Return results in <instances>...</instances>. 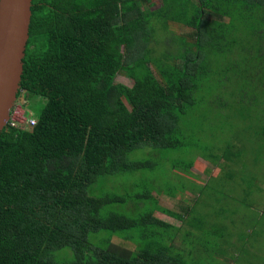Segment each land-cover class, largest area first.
Segmentation results:
<instances>
[{"label":"trees","instance_id":"obj_1","mask_svg":"<svg viewBox=\"0 0 264 264\" xmlns=\"http://www.w3.org/2000/svg\"><path fill=\"white\" fill-rule=\"evenodd\" d=\"M159 2L31 0L17 98L37 101L0 132V264L206 263V210L224 220L225 198L199 192L239 127L264 152V0ZM208 114L222 147L197 136Z\"/></svg>","mask_w":264,"mask_h":264},{"label":"rangeland","instance_id":"obj_2","mask_svg":"<svg viewBox=\"0 0 264 264\" xmlns=\"http://www.w3.org/2000/svg\"><path fill=\"white\" fill-rule=\"evenodd\" d=\"M149 4L154 8L160 2L159 0H149ZM116 80L128 85L131 83L123 75H117ZM36 101L37 99L26 101L20 96L16 99L12 109L18 108L26 116V110L32 111L31 108ZM12 109L11 111H13ZM220 121L218 117L210 114L207 115V120L204 121L205 134H197L201 138L202 144L211 143L218 147L226 144L224 140L229 135L231 136L230 131H228L229 129L227 127L225 129V134L227 135L220 133L219 130H213L216 122L219 123ZM237 131V135L242 138V143L231 147L229 149L230 153L227 156L224 155V158L228 162H231L230 167L223 168L199 192L201 194V206H208L214 203V195L216 194L225 198L222 202H219V204H225L226 213L220 214L221 217L225 218L224 220L216 215L215 212L218 210L212 209L211 212L210 208L206 210L207 222L205 227L214 231L211 234V239H214L217 244H211V248L201 245L200 255L201 259L206 262L205 264H240V262L245 264L244 259H246L245 261L248 264H264V152H257V149H255L256 140L253 137L252 131L245 133L246 128L243 127H239ZM238 149L242 151L240 154H237ZM175 153L176 151L170 152L166 160L163 158L158 162L159 169L155 172L157 179L159 178L158 180H163L162 182L166 180L165 173L163 174L166 169L165 162L170 163L177 156ZM132 156L145 157L147 154L143 151H135ZM199 159L202 160L200 157ZM205 165L211 167L209 162H205ZM202 176L205 177L204 174ZM128 179V176H122L120 182L125 185L128 183ZM153 194L158 198L161 205L168 208H174L173 205L177 202L176 199L166 194H159L155 191H153ZM185 196L189 198L192 195L188 192ZM155 214L170 219L159 212H155ZM170 221L174 224L182 225L188 230L192 229L186 223H182L179 220L170 219ZM216 228L218 232H215ZM226 229H228L229 233L232 232V234L227 236L229 241L222 242L221 240L224 239L218 238V235L222 230L226 231ZM217 247L220 252L223 251L224 253L219 255L221 258L217 257L218 253L214 252ZM242 248H244V252L240 254L239 251Z\"/></svg>","mask_w":264,"mask_h":264},{"label":"water","instance_id":"obj_3","mask_svg":"<svg viewBox=\"0 0 264 264\" xmlns=\"http://www.w3.org/2000/svg\"><path fill=\"white\" fill-rule=\"evenodd\" d=\"M31 0H0V132L17 99L28 39Z\"/></svg>","mask_w":264,"mask_h":264},{"label":"built area","instance_id":"obj_4","mask_svg":"<svg viewBox=\"0 0 264 264\" xmlns=\"http://www.w3.org/2000/svg\"><path fill=\"white\" fill-rule=\"evenodd\" d=\"M12 110L13 111H10V118L8 120L10 125H14L17 122H19V123H24V122L33 123V119L26 118V116H24L23 112L19 111L18 108L15 107Z\"/></svg>","mask_w":264,"mask_h":264}]
</instances>
